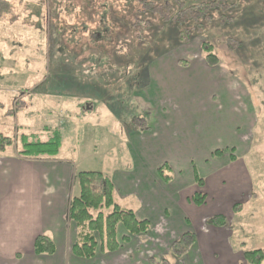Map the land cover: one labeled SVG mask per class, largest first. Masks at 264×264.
Returning <instances> with one entry per match:
<instances>
[{
  "label": "rangeland",
  "instance_id": "rangeland-1",
  "mask_svg": "<svg viewBox=\"0 0 264 264\" xmlns=\"http://www.w3.org/2000/svg\"><path fill=\"white\" fill-rule=\"evenodd\" d=\"M7 1L10 12L0 18V131L14 143L0 151V157L20 152L25 141H47L60 130L64 143L59 156H70L77 172L100 171L116 179L131 162L127 174L135 172L142 189L149 180L153 190L146 197L158 198V204L164 203L159 198L167 199L165 191L172 187L173 163L178 179L184 181L178 190L180 206L158 208L157 225L135 238L120 256L125 264H131L134 256L136 264H248L245 251L264 249V0L243 2L246 6L235 10L243 15L235 18L239 26L232 27L243 30L245 23L255 24L248 27L252 39L246 33L245 44L230 39L224 25L211 27V18L208 26L190 38H186V27L170 31L155 20L160 24L143 25L124 40L121 55L109 60L112 67L85 60L89 52L75 59L60 51L49 0ZM82 3L58 0L54 8L58 19L53 22L70 27L65 35L69 44L79 47L90 40L95 46L107 26L103 10L98 9L90 21L80 9ZM218 18L219 23L228 21L225 16ZM206 42L214 46L217 65L207 62ZM92 54L105 56L97 50ZM139 71L146 76L141 77V86L135 82ZM67 82L72 84L65 85ZM228 87L240 95L239 115L237 118V112L231 114L228 107H222L218 111L222 113L220 132L213 122L215 108ZM216 101L218 106L212 105ZM237 137L242 143L237 144ZM217 150L223 152L220 163L224 168L225 164L241 171L247 168L244 186H253L252 193L235 200L219 199ZM166 164L171 184L156 175ZM74 185L75 194L79 193L76 177ZM197 191L207 194L201 206L192 200ZM116 200L126 208L137 209L139 203L136 195L126 197L121 191ZM218 208L227 216L226 230L207 223ZM174 219L178 226L171 232ZM120 228L118 236L126 234ZM184 231L195 234L196 242L179 255L175 245Z\"/></svg>",
  "mask_w": 264,
  "mask_h": 264
},
{
  "label": "trees",
  "instance_id": "trees-1",
  "mask_svg": "<svg viewBox=\"0 0 264 264\" xmlns=\"http://www.w3.org/2000/svg\"><path fill=\"white\" fill-rule=\"evenodd\" d=\"M57 1L49 0L47 7L50 12V20L52 19L51 25L55 32L54 37L58 38L61 44L60 51L72 55L75 59H78L85 52H89L90 55L85 60L90 59L94 63H98L99 60L100 66L104 65L105 67L109 65V67H112V61L109 60L121 55L124 40L130 37L138 28L143 29L144 26L149 27L153 23L157 24L155 20L160 21L170 31L178 32V30H184V27H186V38H190L193 33H198L200 29L208 26L207 19L211 18V27L219 24L224 25L226 27L225 34H229L230 39L241 41V44L247 42L246 33L249 34V39H252L248 27L255 25L245 23L243 30L242 28L232 27V25L239 26V19L235 18L242 14V11L235 12V10L239 6L244 8L246 5L243 2L247 3L250 0H108L101 3L97 0H83L80 9L85 12L84 15L90 17L89 20L93 21L97 10L102 9V18L107 26L95 46L89 40L79 43L80 46L76 47L69 44L65 39L70 27L67 29L62 23L53 22V19H58V16L54 15ZM95 4L97 5L95 6ZM234 5L237 8H233ZM10 9L11 4L9 1L0 0V18L8 14ZM259 11L262 12V10ZM145 13L146 15H144ZM147 16L149 20L145 19ZM217 16L219 20L221 16H225L228 21L225 20L224 23H219L218 20L215 21ZM229 19L233 20L229 21ZM233 21L235 22L233 23ZM94 50L103 53L105 56L91 57ZM203 51L209 65L218 64L219 58L213 45L209 42L203 43ZM140 73L141 71L135 75V77L137 76L135 82L139 86H141V77H146L141 76ZM146 81L149 83L150 77ZM69 84L72 83H65V85ZM94 89L96 90V87ZM63 138V131L56 130L47 141L23 142L24 147L19 153L32 157L55 156L60 151ZM13 143L12 138L0 131V151L5 150L7 146ZM222 154L221 150H217L215 153L216 156ZM166 167L167 164L159 169V175L164 181L169 182L171 178L165 173ZM195 178L199 186L203 187L204 182L197 172H195ZM76 183L79 186V193L74 194L69 206V217L77 229V238L72 247L73 254L76 257L90 260L94 259L98 252L117 251L123 245L121 242L129 243L132 236L148 233L150 230L151 222L149 220L140 219L133 209L122 207L117 202L114 182L109 176H105L103 172L80 171L76 176ZM206 197V193L197 191L192 200L197 206H201L205 203ZM207 223L214 227H224L227 226V218L222 214H217L209 218ZM120 227H124L126 230V234L121 238L118 236ZM195 242V234L187 231L177 240L175 249L179 255H182ZM34 248L37 254H54L56 251L55 243L49 237L43 235L37 237ZM243 257L248 264H263L264 249L245 251Z\"/></svg>",
  "mask_w": 264,
  "mask_h": 264
},
{
  "label": "crops",
  "instance_id": "crops-1",
  "mask_svg": "<svg viewBox=\"0 0 264 264\" xmlns=\"http://www.w3.org/2000/svg\"><path fill=\"white\" fill-rule=\"evenodd\" d=\"M221 93L223 101H221L219 106L217 105V101L215 102L216 104L212 105L218 106L215 108L217 119L213 120L214 125L220 126V132H223L222 113L219 112L218 114V111H222V107H228L231 114L237 112L238 118L237 109H239L238 100L240 95L230 87ZM236 105L237 108L235 109ZM202 109H206V107ZM237 139L240 138L237 137ZM240 143H242L241 139L237 144ZM59 154L60 151L55 156L32 157L16 152L9 157H0V264H125V262L120 260V256L126 246L132 245L135 238L145 236L147 233L145 235L132 236L131 241L124 243L117 251L98 252L94 259L78 258L73 254L72 247L76 241L77 230L69 217V206L71 198L75 194L73 187L75 186L74 180L78 172L70 156L63 157L59 156ZM217 157L220 158H218L219 162L216 165L217 168L220 167L221 169L219 170L220 172H216L219 189L216 192L220 194L219 199L225 200L231 198V200H235L240 195L244 198L243 193H252L253 186L251 187L250 184L244 186V183L247 184V168L241 171L225 163L226 167L224 168L223 164L220 163L222 155ZM176 165L178 164L176 163ZM131 166L130 162L128 170L126 168L118 172L116 179L115 177L112 178L116 194L118 191H121L126 197L130 194L138 197L139 203L137 209H131L136 212L140 219H147L151 222V231L153 230V226L158 223V221H154L155 217L158 216V208L160 209L162 206L161 208L164 207V209L167 207L174 209L180 206L181 199L180 191L178 190L183 186L184 181L183 179V182L178 179L179 172H177L172 163L173 174H170L173 177L171 181L172 187H170V190L165 191L168 193L167 199L159 198L164 203L158 204V198H153L154 200H152L150 197H146L147 194L151 196V191L153 190V187L149 185V180L145 181L146 185L142 189L140 180L135 172H132V175L127 174L131 171ZM133 167L132 171L135 170L134 162ZM158 173L156 171V175L160 177ZM147 175L145 174L144 176ZM154 180L155 178H152V181ZM171 182L169 181V184ZM142 193H145V195H142ZM172 193H176V196L172 195ZM247 199H250V197H247ZM154 202L156 203V207L152 206V203L155 204ZM237 202H240V200ZM219 209L213 215H225ZM158 217L160 218V216ZM159 222L161 223V221ZM177 224V221L174 219L171 223V232L176 231ZM173 226H175L174 230ZM225 227L216 228L226 230ZM124 234H119V237ZM41 235L49 237L55 243L56 251L54 254H37L35 252V241ZM217 239L223 242V238ZM99 255L102 256L99 259L100 261L95 262L99 258ZM134 257L130 259L131 264H136L133 261ZM136 261L137 263L140 262L137 259Z\"/></svg>",
  "mask_w": 264,
  "mask_h": 264
}]
</instances>
